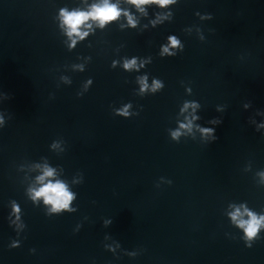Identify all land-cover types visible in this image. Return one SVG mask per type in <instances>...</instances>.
Listing matches in <instances>:
<instances>
[{
  "label": "water",
  "instance_id": "95a60500",
  "mask_svg": "<svg viewBox=\"0 0 264 264\" xmlns=\"http://www.w3.org/2000/svg\"><path fill=\"white\" fill-rule=\"evenodd\" d=\"M103 3L0 0V264H264V0Z\"/></svg>",
  "mask_w": 264,
  "mask_h": 264
},
{
  "label": "clouds",
  "instance_id": "9594fccd",
  "mask_svg": "<svg viewBox=\"0 0 264 264\" xmlns=\"http://www.w3.org/2000/svg\"><path fill=\"white\" fill-rule=\"evenodd\" d=\"M132 3L137 6L148 3H159L161 6H164L171 2V0H131ZM120 12L115 5L108 3V0H104V3L99 6H93L92 10L89 12H72L67 13L62 10L61 15L63 16V22L67 25L69 32L68 35L71 37L73 34L80 35L79 27L84 24L89 19L98 20L103 26V24L116 19L119 16ZM86 35V33H85ZM171 43L175 46L178 41L172 37ZM165 52L168 51L167 48L164 49ZM135 61L126 62L124 67L129 69L133 67ZM159 86V85H157ZM146 87V84L144 85ZM183 127V125H182ZM205 132L210 130L205 129ZM176 134H174L175 136ZM53 171L51 169H46L44 175L38 177L39 181H44L46 177H52ZM44 198L46 204L52 205V211H59L60 209L67 208L70 200L72 199V194L67 190L66 186L57 181L55 183L49 181L47 184H44L39 190L35 191L34 198ZM240 215L239 210L233 214V219L235 220ZM250 220L248 221H239L240 227L244 228L245 233L248 238H252L257 233L261 220H258L252 213H248ZM264 219V218H262Z\"/></svg>",
  "mask_w": 264,
  "mask_h": 264
}]
</instances>
